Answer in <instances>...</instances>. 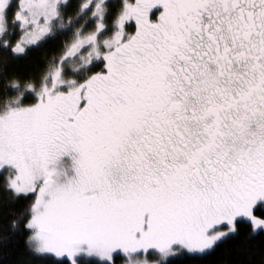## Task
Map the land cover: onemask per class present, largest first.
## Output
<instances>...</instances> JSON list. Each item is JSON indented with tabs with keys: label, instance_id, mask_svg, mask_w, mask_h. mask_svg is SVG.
Here are the masks:
<instances>
[{
	"label": "snow or ice",
	"instance_id": "6c2138e0",
	"mask_svg": "<svg viewBox=\"0 0 264 264\" xmlns=\"http://www.w3.org/2000/svg\"><path fill=\"white\" fill-rule=\"evenodd\" d=\"M0 264H264V0H0Z\"/></svg>",
	"mask_w": 264,
	"mask_h": 264
}]
</instances>
